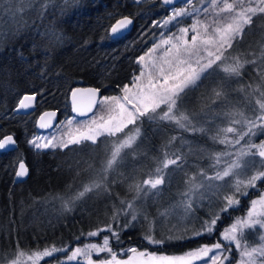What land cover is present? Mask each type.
I'll return each mask as SVG.
<instances>
[{
    "label": "snow or ice",
    "instance_id": "6c2138e0",
    "mask_svg": "<svg viewBox=\"0 0 264 264\" xmlns=\"http://www.w3.org/2000/svg\"><path fill=\"white\" fill-rule=\"evenodd\" d=\"M33 2L18 0L15 8L8 2L4 10L15 15ZM163 3L175 5L176 0ZM184 18L192 22L184 25ZM132 23L130 17L123 16L110 26V32L117 35ZM169 25L176 31L170 30L167 35L161 32L159 40L136 59L138 72L129 83L117 85L118 94L101 95L99 87L72 88L71 110L76 115L61 122L65 131L59 137L34 136L28 141L38 151L104 145L99 167L86 161V168L82 169L90 173V179L67 198L54 197L65 212H71L77 202L90 197L111 198L114 185H126L133 194L131 199L116 193L119 206L112 204L110 222L86 233L87 237H101V242L25 250L17 240L11 254H0V264H41L46 258H55L56 264H264V190L249 201L245 215L237 217L212 244L177 255L130 247L121 250L128 253L126 259L112 247V240L121 242V232L134 228L141 220L143 240L149 245L170 246L173 242L211 237L222 214L237 208L241 198L249 196L250 189L264 186V139H256L264 137V0H184L181 6L171 8L167 18L153 23L160 28ZM256 30L261 37L256 41L258 48L250 45L248 50L237 52L245 37ZM248 66L254 76L250 82L242 83ZM214 75L219 79L200 98L199 110L186 108L189 93ZM234 94L238 97L235 102L231 99ZM35 100V95H24L15 110L29 109ZM89 113L86 120L76 119ZM55 116L56 112H45L39 118V127L51 128ZM217 119L223 123L216 125ZM164 125L181 134L169 136L160 157L153 158L155 167L146 178L137 179L120 171L128 157L136 160L147 155L140 151L141 144L148 138L149 130L155 135L164 130ZM184 133L199 134L224 147L209 150L194 145ZM15 144L12 135L0 139V149ZM189 156L207 159L208 166H196L189 174L185 171ZM169 169L184 172V191L179 193L178 201L158 209L157 215L150 218L145 205L150 198L162 195L166 182L170 183ZM28 174L21 160L15 176L24 178ZM213 198L220 202L218 211H210L205 218L197 217L203 202L207 200L211 205ZM173 217H178L176 223H172ZM159 228L166 231H158ZM102 233L108 234L101 236ZM249 233L256 235L251 243ZM60 252L66 254L63 260L55 255Z\"/></svg>",
    "mask_w": 264,
    "mask_h": 264
},
{
    "label": "trees",
    "instance_id": "16d2710c",
    "mask_svg": "<svg viewBox=\"0 0 264 264\" xmlns=\"http://www.w3.org/2000/svg\"><path fill=\"white\" fill-rule=\"evenodd\" d=\"M8 2L13 8L18 5V1L0 0V20L4 21V26H0V139L12 135L16 144L11 149H0V254H11L17 240L25 250L53 244L72 248L87 241H98L101 237H87L86 233L110 222L112 204L119 206L116 193L121 198L131 199L133 194L127 191L126 185H114L111 198L90 197L77 202L71 212H65L60 200L54 197L67 198L90 179V173L82 169L86 168V161L99 167L104 145L38 151L28 141L43 132L35 125L40 111L54 108L61 119L73 116L68 99L72 88L90 85L99 87L101 95L118 94L117 85L130 82L138 72L136 59L160 32L161 28L154 27L153 23L160 22L170 7L160 0H34L30 7L13 15L4 10ZM122 16L133 19L132 27L121 36L112 37L110 26ZM258 38H261L259 30L246 36L239 45V52L247 50V40L254 44V39ZM248 69L243 79L252 77L253 72ZM25 93L37 95L36 107L28 113H18L14 109ZM222 123L221 119L217 121V125ZM180 134L168 125L155 135L149 130L148 138L140 146V151L147 155L136 160L128 157L120 171L137 179L146 178L155 167L153 158L160 157L169 136ZM183 135L194 145L209 146V150L224 147L199 134ZM176 147H179L178 141ZM20 160L26 164L29 174L25 180L15 181ZM199 162L202 167L209 163L207 159ZM195 164L199 163L188 161L185 171L191 174ZM169 173L170 183L166 182L162 195L150 198L145 205L150 218L184 191V172L171 170ZM261 190L264 186L250 189L249 196L241 198L237 208L222 214L211 237L173 242L170 246L149 245L143 240L144 221L141 220L134 228L121 232V242L112 240V247L114 250L137 247L160 254H180L202 244H212L220 239V232L248 209L249 201ZM198 214L203 218L208 215L201 212V207ZM55 255L63 260L66 254ZM41 264H56V260L46 258Z\"/></svg>",
    "mask_w": 264,
    "mask_h": 264
},
{
    "label": "rangeland",
    "instance_id": "374dc122",
    "mask_svg": "<svg viewBox=\"0 0 264 264\" xmlns=\"http://www.w3.org/2000/svg\"><path fill=\"white\" fill-rule=\"evenodd\" d=\"M1 1H13V2H16L17 3V1L18 0H1ZM184 2V1H183ZM183 2H180L179 4H175V5H172L170 8H168V10H167V13H166V15L160 20V21H162L163 19H165V18H167V16L168 15H170L171 14V8L172 7H179V6H181L182 4H183ZM8 16L10 17V14L8 13ZM11 18V17H10ZM192 21H191V19L190 18H184V20H183V24L184 25H188V24H190ZM0 26H4V21L3 20H0ZM176 31V28H174L172 25H169V27L168 28H161L160 29V32H159V34L156 36V38H155V40L153 41V43L154 42H156L157 40H159V38H160V33L161 32H164L165 33V35H167V34H169V31ZM261 38H258V39H254V44H252L251 42H250V40H247L246 41V48H247V50H248V48H249V46L251 45L253 48H258V45L256 44V41H258V40H260ZM152 43V44H153ZM151 44V45H152ZM150 45V46H151ZM149 46V47H150ZM148 47V48H149ZM147 48V49H148ZM236 51L237 52H239L240 51V47L238 46L237 47V49H236ZM145 52V51H144ZM143 52V53H144ZM142 53V54H143ZM141 54V55H142ZM248 67H250L251 68V66H248ZM248 67L246 68V71H245V73H248L249 72V69H248ZM252 76H254V73L252 74ZM219 79V76H216V75H214V76H212V77H210L209 79H206L204 82H203V84L198 88V89H196L195 91H192V92H190L189 93V96H188V98L186 99V101H185V107L186 108H188L189 110H192V109H196L197 111L199 110V100H200V98L204 95V94H206L207 93V91H208V89L213 85V83L216 81V80H218ZM248 82H250V78H245V79H242V83H248ZM233 86L235 87V86H237L235 83L233 84ZM237 96L234 94L232 97H231V99L233 100V102H235L236 100H237ZM238 107H243V104H238L237 105ZM74 116V115H73ZM91 116V114L90 115H88V116H86V117H76V119L77 120H86V119H88L89 117ZM70 117H72V116H67V117H65V118H63V119H61V118H59V120L56 122V124L50 129V130H47V131H43V132H40V133H38V135L37 136H41V137H52V136H57V137H59L64 131H65V124L64 123H61V122H65V121H67ZM200 119L203 121L204 120V117L203 116H201L200 117ZM219 119H217L216 121H215V124L217 125V121H218ZM185 136V135H184ZM186 137V136H185ZM259 139H264V137H258L257 138V142L259 141ZM179 142V141H178ZM179 146H180V142H179ZM198 146H201V147H206L207 149L208 148H210L209 146H207V145H203V144H199ZM185 151H187V149H185ZM188 161H196V162H198L199 164L197 165V164H195V166H201L202 167V164H200V162H199V160H197L195 157H192V156H189L188 157ZM195 170H196V168H195ZM194 170V171H195ZM171 171V169H169V172ZM210 171V170H209ZM181 173V172H180ZM223 194V193H222ZM180 199V196H179V198L177 199V200H175L174 202H176V201H178ZM173 202V203H174ZM219 205H220V202L218 201V200H216L215 198H213V202L211 203V205H209V202L207 201V200H205L204 202H203V206H201V212H204V213H206V214H208L210 211H216L217 210V208H219ZM145 208H146V211L149 213L150 211H149V209L145 206ZM181 210H177V212H180ZM247 211V210H246ZM246 211L241 215V216H239V217H242V216H244L245 215V213H246ZM197 217H200V218H203L200 214H198V215H196ZM177 219H178V217H173L172 218V223H176L177 222ZM197 223V225H198V221L196 222ZM228 227V226H227ZM226 227V228H227ZM158 230H163V231H166V228H159ZM162 231V232H163ZM247 238H248V240H249V242L251 243V242H253V241H255L256 240V235L254 234V233H249V234H247ZM90 242H96V243H99V242H101V239H99L98 241L96 240V241H93V240H91V241H87V242H84V243H82V244H80L79 246H82L83 244H85V243H90ZM122 249H124V250H126V249H128V248H121V249H118V250H115L119 255H120V257L121 258H124V259H126L127 258V255H128V253H126V252H121V250ZM138 249H140V250H144V249H142V248H138ZM158 254H160V253H158ZM180 254H182V253H180ZM102 256H103V254H101ZM168 255H177V254H168ZM236 253H235V255L233 256V257H236ZM94 259H98V257H96V256H94L93 257ZM67 264H75V262H67Z\"/></svg>",
    "mask_w": 264,
    "mask_h": 264
},
{
    "label": "water",
    "instance_id": "95a60500",
    "mask_svg": "<svg viewBox=\"0 0 264 264\" xmlns=\"http://www.w3.org/2000/svg\"><path fill=\"white\" fill-rule=\"evenodd\" d=\"M160 1H161V3H162L163 5H165V4L163 3V0H160ZM182 1H184V0H176V4H177V3H180V2H182ZM165 6H167V7H171L172 5H165ZM122 17H123V16H122ZM122 17H120V18H122ZM128 17H129V16H128ZM120 18H118V19H120ZM130 18H131V17H130ZM118 19H116V20H118ZM131 19H132V18H131ZM116 20H115L111 25L115 24ZM132 20H133V19H132ZM132 24H133V23H132ZM132 24L129 25L127 29L122 30V31H121L119 34H117V35H112L110 31H109V33H110V35H111L112 37L121 36L122 34L128 32V31L131 29ZM76 87L86 88V87H95V86H90V85L84 86V85H81V86H76ZM101 93H102V90H101ZM24 95H35V96L37 97V95H36L35 93H25V94H23V95L19 98V100H20ZM68 99H69V104H70V113H72V114L75 116L76 114L73 113L72 110H71L70 92H69ZM19 100H18V101H19ZM17 104H18V102H17ZM17 104H16L15 109L17 108ZM35 107H36V105H35V101H34V102H33V107H31V108H29V109H22V110H20V111H16L15 109H14V110H15L16 112H18V113H28V112L34 110ZM45 112H56V116H55V118H53V119L51 120L52 127L56 124V122H57L58 119H59V114H58V110H57V109L49 108V109H44V110L40 111V112L37 114L36 121H35L36 129H37L38 131H47V130H50V129L52 128V127H51V128H40L39 125H38V122H39V118H40V116L43 115ZM90 114H91V113H89V115H90ZM77 117H80V116H77ZM84 117H86V116H84ZM45 119L47 120V119H49V118L46 117ZM7 136H8V135H7ZM14 146H15V145L8 146V147L5 148V149H11V148H14ZM20 161H21V160H20ZM20 161H19V162H20ZM19 162L17 163L16 170L18 169ZM25 165H26V164H25ZM16 170H15V171H16ZM14 176H15V175H14ZM27 176H28V175H27ZM27 176H26V177H27ZM26 177H24V178H17V177L15 176V181H23V180L26 179Z\"/></svg>",
    "mask_w": 264,
    "mask_h": 264
}]
</instances>
